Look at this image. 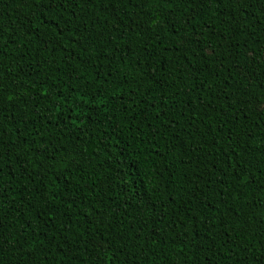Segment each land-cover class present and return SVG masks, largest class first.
<instances>
[{"label": "trees", "instance_id": "16d2710c", "mask_svg": "<svg viewBox=\"0 0 264 264\" xmlns=\"http://www.w3.org/2000/svg\"><path fill=\"white\" fill-rule=\"evenodd\" d=\"M264 0H0V264H264Z\"/></svg>", "mask_w": 264, "mask_h": 264}, {"label": "snow or ice", "instance_id": "6c2138e0", "mask_svg": "<svg viewBox=\"0 0 264 264\" xmlns=\"http://www.w3.org/2000/svg\"><path fill=\"white\" fill-rule=\"evenodd\" d=\"M154 2H159V0H154ZM260 110L261 112H264V102L260 104Z\"/></svg>", "mask_w": 264, "mask_h": 264}]
</instances>
